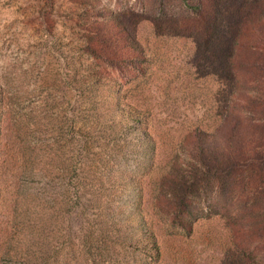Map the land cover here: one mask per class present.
Returning <instances> with one entry per match:
<instances>
[{
  "label": "rangeland",
  "instance_id": "374dc122",
  "mask_svg": "<svg viewBox=\"0 0 264 264\" xmlns=\"http://www.w3.org/2000/svg\"><path fill=\"white\" fill-rule=\"evenodd\" d=\"M200 3L205 12L222 7L226 21L253 11L264 23V0H0V264L10 255L26 264L35 237L8 225L6 168L19 149L10 110L39 112L46 99L47 120L62 101V114L84 118L74 124L79 136L112 151L123 143L114 174L125 207L141 197L163 250L160 261L138 254L125 264H264V49L237 50L226 34L203 40ZM23 72H33L24 89L36 91L17 106L8 89ZM69 73L72 83L56 87ZM218 104L228 114L219 117ZM135 108L154 149L134 129L119 138L124 112ZM57 134L30 145L47 158Z\"/></svg>",
  "mask_w": 264,
  "mask_h": 264
},
{
  "label": "trees",
  "instance_id": "16d2710c",
  "mask_svg": "<svg viewBox=\"0 0 264 264\" xmlns=\"http://www.w3.org/2000/svg\"><path fill=\"white\" fill-rule=\"evenodd\" d=\"M198 6L201 9L198 11V34L203 40L207 41L209 37L225 39L226 35H230L237 43V50L262 52L264 33L261 28L264 23L253 17V11L249 12L248 19L230 22L223 16L222 7L214 5L205 12L201 3ZM252 42H256V48L250 44ZM216 46L222 47L221 44ZM32 75L33 72H23L18 78L15 76L19 84L10 83L8 98L11 103L19 106L36 91V86L30 91L24 89V80L28 81ZM37 78L40 82V76ZM74 78L72 73L66 77L57 75L55 86H69ZM44 103L39 112L34 109L29 113L10 110V130L19 149L12 152L11 165L6 168V173L12 177V208L8 225L37 237L28 238L30 253L25 263L70 264L73 261L78 264L83 261L87 264H111L118 261L125 264L138 254L155 262L160 261L162 244L153 221H148L150 216L142 207L141 197L138 199V194L133 195L129 208H126L124 189L114 174V165L125 156L122 155L123 143L119 151H112L108 145L96 147V138L86 135L83 138L74 132L77 116L81 115L73 116V112L71 116L66 112L62 114L63 102L57 100L53 106L60 114L47 120L46 115L52 105L48 99ZM217 110L219 117L228 114L227 107L219 104ZM140 116L137 108L127 114L124 112L126 126L119 138H130L134 129L137 138L148 142L154 149L152 135L137 127ZM81 119L84 120L83 117ZM129 123H136V126L131 127ZM64 124L68 125L65 131ZM222 126L219 123L218 129L221 130ZM86 127L84 125L83 128ZM51 130H58L54 141L60 145L57 148L48 147L47 158H42L38 146H32L30 142L37 143L40 135ZM96 148L99 151H95ZM36 200L41 201V209ZM48 208L52 209L51 212ZM7 254L10 255V251ZM10 256V264H17Z\"/></svg>",
  "mask_w": 264,
  "mask_h": 264
}]
</instances>
